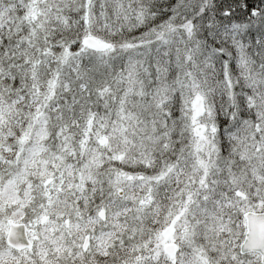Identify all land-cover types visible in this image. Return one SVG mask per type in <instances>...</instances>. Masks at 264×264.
Returning <instances> with one entry per match:
<instances>
[{"label":"snow or ice","instance_id":"1","mask_svg":"<svg viewBox=\"0 0 264 264\" xmlns=\"http://www.w3.org/2000/svg\"><path fill=\"white\" fill-rule=\"evenodd\" d=\"M0 264H264V0H0Z\"/></svg>","mask_w":264,"mask_h":264}]
</instances>
